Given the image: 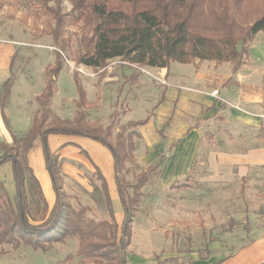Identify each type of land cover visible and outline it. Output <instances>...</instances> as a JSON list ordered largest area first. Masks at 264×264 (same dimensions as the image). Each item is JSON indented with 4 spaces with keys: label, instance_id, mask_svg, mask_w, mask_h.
<instances>
[{
    "label": "trees",
    "instance_id": "1",
    "mask_svg": "<svg viewBox=\"0 0 264 264\" xmlns=\"http://www.w3.org/2000/svg\"><path fill=\"white\" fill-rule=\"evenodd\" d=\"M37 1L55 21L52 34L57 42L67 22L81 25L82 35L73 60L93 69L103 68L116 57L161 68H168L171 62L209 60L231 62L237 69L248 58L249 42L258 32L264 33V0H69L73 6L69 14L50 6V0ZM3 2L0 0V7ZM56 56L55 63L46 69L45 88L37 96L40 108L26 133H14L6 113L13 78L0 87L2 116L13 139L12 144L0 141V165L11 162L15 181L14 198L0 181V245L11 244L16 249L24 245L46 252L53 244L72 237L78 239L76 256L80 258L94 264H129L127 247L133 219L144 195L142 188L156 166L148 167L132 182L126 181L121 171L126 162L134 159L137 140L141 139L136 128L150 117L123 124L113 143L108 138L110 126L104 135L100 124L86 119L83 108L90 102L75 70L78 111L71 122L61 119L50 107L56 79L63 68L60 54ZM50 134L88 137L110 150L124 213L121 226L115 218L107 180L98 167L109 219L88 218L89 206L78 211L69 209L60 182L61 163L49 146ZM38 137L56 195L51 210L28 161V152Z\"/></svg>",
    "mask_w": 264,
    "mask_h": 264
},
{
    "label": "rangeland",
    "instance_id": "2",
    "mask_svg": "<svg viewBox=\"0 0 264 264\" xmlns=\"http://www.w3.org/2000/svg\"><path fill=\"white\" fill-rule=\"evenodd\" d=\"M49 5L62 14H69L73 8L69 0H50ZM54 26L51 13L37 0H4L0 7V44L11 48V77L17 80L10 116L16 119L20 113L24 79L44 85L46 69L55 63L58 53L63 68L56 79L50 107L61 119L73 121L78 111L73 77L78 70L86 93L88 89L92 99L83 108L86 119L100 124L104 135L110 126L108 138L115 143L123 124L151 115L152 93L159 78L150 74L148 65L130 63L120 57L108 60L99 69L77 64L73 55L79 48L81 25L67 22L58 42L53 38ZM262 49L264 46L256 44L255 57H259ZM57 82L63 86L59 94H55ZM131 83L139 84V103L130 101ZM35 101L40 108L37 98ZM141 145L137 140L138 158L134 153V159L126 162L121 175L132 182L148 167L156 166L142 188L144 195L136 213V224L143 221L152 226L160 264H190L194 257L211 253L229 256L247 245L250 248L241 255L243 258H254L263 252L264 241L258 239L264 237V168L255 170L248 178L215 183L208 188H200L192 179L170 185L159 178L157 166L163 161L161 153L149 162L143 161L148 150ZM84 161L66 160L64 164L65 160H60L64 202L70 210L76 211L89 206L88 218L109 219L97 169L86 158ZM117 223L121 226V221ZM77 248L78 239L72 237L53 244L46 252L4 244L0 245V264H94L76 256Z\"/></svg>",
    "mask_w": 264,
    "mask_h": 264
},
{
    "label": "crops",
    "instance_id": "3",
    "mask_svg": "<svg viewBox=\"0 0 264 264\" xmlns=\"http://www.w3.org/2000/svg\"><path fill=\"white\" fill-rule=\"evenodd\" d=\"M256 44L264 46L262 31L249 42L248 58L237 69L233 68L231 62L217 63L209 60L171 62L168 68L148 67L150 74L159 78L152 93L153 110L151 115L136 120L150 117L146 124L137 128L141 134V144L148 150L142 160L149 162L159 153L163 156V161L157 166L160 181L171 185L192 179L201 185L200 188H208L215 183L248 178L255 170L264 168V50L259 53V57H255ZM12 55L8 44H0V87L11 77ZM24 80L21 87L25 90L18 117L13 119L9 113L17 80L12 84L6 108L12 131L16 134L26 133L30 129L39 109L35 100L45 88V82L44 85H38L30 79ZM131 87L130 101L139 103V84L131 83ZM62 88L57 82L55 94L61 93ZM87 98L92 102L88 89ZM0 141L13 143L1 107ZM48 142L51 152L59 160H65L64 164L66 160L85 162L86 158L100 169L108 183L115 218L122 224L124 213L110 150L94 139L77 135L50 134ZM138 151L137 148V158ZM28 161L51 210L56 195L40 137L29 150ZM137 162L140 160L137 159ZM0 181L4 183L9 195L15 196L11 162L0 165ZM136 215L132 223L131 242L127 247L128 262L160 264L153 241L154 230L143 221L136 224ZM137 232H140L138 238ZM258 240L262 242L264 237ZM249 246L229 256L211 253L194 257L190 264H263L264 250L254 258L241 257Z\"/></svg>",
    "mask_w": 264,
    "mask_h": 264
},
{
    "label": "built area",
    "instance_id": "4",
    "mask_svg": "<svg viewBox=\"0 0 264 264\" xmlns=\"http://www.w3.org/2000/svg\"><path fill=\"white\" fill-rule=\"evenodd\" d=\"M215 93H217V92H215Z\"/></svg>",
    "mask_w": 264,
    "mask_h": 264
}]
</instances>
